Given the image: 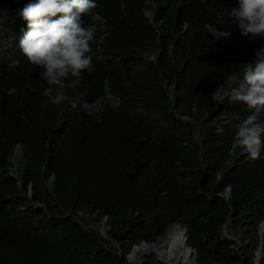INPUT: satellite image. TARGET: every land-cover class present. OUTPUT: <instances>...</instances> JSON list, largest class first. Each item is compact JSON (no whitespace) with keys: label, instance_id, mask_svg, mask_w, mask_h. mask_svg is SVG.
I'll return each instance as SVG.
<instances>
[{"label":"trees","instance_id":"obj_1","mask_svg":"<svg viewBox=\"0 0 264 264\" xmlns=\"http://www.w3.org/2000/svg\"><path fill=\"white\" fill-rule=\"evenodd\" d=\"M29 2L0 0V264H130L175 226L196 264L258 251L264 264V152L233 147L247 107L212 97L264 48L231 20L237 0H97L107 28L66 93L75 109L52 102L19 47ZM107 97L98 118L85 112Z\"/></svg>","mask_w":264,"mask_h":264},{"label":"clouds","instance_id":"obj_2","mask_svg":"<svg viewBox=\"0 0 264 264\" xmlns=\"http://www.w3.org/2000/svg\"><path fill=\"white\" fill-rule=\"evenodd\" d=\"M229 16L248 37H264V0H237ZM97 0H35L20 12L26 22L21 30L19 47L27 61L42 69V77L54 91L52 102H68L75 109L78 100L66 93L84 82L85 73L94 71L91 43L103 40L107 20L96 11ZM85 17L90 23H86ZM230 35V33H229ZM13 60L9 67H18ZM231 87L220 84L213 99L245 105L249 115L236 125L233 147L255 160L264 152V48L255 52V59L243 64L242 72L230 74Z\"/></svg>","mask_w":264,"mask_h":264},{"label":"bare ground","instance_id":"obj_3","mask_svg":"<svg viewBox=\"0 0 264 264\" xmlns=\"http://www.w3.org/2000/svg\"><path fill=\"white\" fill-rule=\"evenodd\" d=\"M153 252L159 256L164 264H196L195 256L186 245L184 235L178 228H171L162 245L140 246L128 256L130 261L136 263L142 255Z\"/></svg>","mask_w":264,"mask_h":264},{"label":"rangeland","instance_id":"obj_4","mask_svg":"<svg viewBox=\"0 0 264 264\" xmlns=\"http://www.w3.org/2000/svg\"><path fill=\"white\" fill-rule=\"evenodd\" d=\"M107 105H116V100L111 98V97H107L105 100H101V101H98L96 103H94L93 105L91 106H86L84 108L85 112L89 115V116H93L95 118H98V114H99V111L102 109V108H105ZM20 152V147H17L16 148V153L18 154ZM173 228H178L179 230H181L178 226H175ZM182 231V230H181ZM164 240H160L158 243H157V246L158 245H162L164 244ZM156 245V244H155ZM152 246V245H151ZM148 255H142L139 259V261H141V264H143L144 262H146V257ZM129 259V257H128ZM130 261V259H129ZM131 262V261H130ZM130 264H137V263H133L131 262Z\"/></svg>","mask_w":264,"mask_h":264},{"label":"water","instance_id":"obj_5","mask_svg":"<svg viewBox=\"0 0 264 264\" xmlns=\"http://www.w3.org/2000/svg\"><path fill=\"white\" fill-rule=\"evenodd\" d=\"M106 225H107V221H105V223H104L102 229L100 230V232H101L102 235H104L105 232H106L107 229H108V227H107ZM179 228L182 230V233H183V235H184L185 243H186V245L188 246L187 237L185 236V230H184L183 228H181V227H179ZM224 234L226 235V231H225V230H224ZM259 236H260V240L262 241V238H263V236H264V222L260 225ZM140 246H150V245L146 244L145 242H142V243L139 244L138 246H135V247L133 248V250L136 249L137 247H140ZM188 247H189L190 250L194 253L195 261H197V254H196L195 250H193L190 246H188ZM133 250H132V251H133ZM147 255H148V256H155L161 264H164V262L160 259V257L157 256V255H155L153 252H150V254H147ZM259 259H260V252L258 251V252H256V261L254 262V264H258V260H259ZM128 263H131V262L129 261V259H128ZM136 263H137V264H141V261H137Z\"/></svg>","mask_w":264,"mask_h":264}]
</instances>
